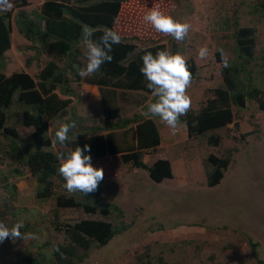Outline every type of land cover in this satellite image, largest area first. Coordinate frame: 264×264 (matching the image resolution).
Returning a JSON list of instances; mask_svg holds the SVG:
<instances>
[{"label": "rangeland", "instance_id": "rangeland-1", "mask_svg": "<svg viewBox=\"0 0 264 264\" xmlns=\"http://www.w3.org/2000/svg\"><path fill=\"white\" fill-rule=\"evenodd\" d=\"M44 1L11 0L12 14L40 12ZM253 1L128 0L121 5L114 30L139 46L165 43L167 50L192 61L196 69L187 93L191 97L190 109L196 110L216 87L223 85L221 53L229 65L238 63L231 36V16L237 11L239 26L255 30V60L245 74L260 88L264 98V16L252 8ZM157 6L176 20L192 25L184 41L158 33L144 21L145 13ZM10 38V48L0 57V72L6 75L26 72L37 77L53 59L40 53L37 45L31 46L13 21ZM205 45L209 56L202 60L198 49ZM78 46L83 54L78 61L83 68L87 63L83 42ZM56 63L64 67L65 59ZM67 78L72 102L63 114L49 121L48 136L53 137L61 123L73 121L77 126L71 129L72 137L91 127L97 132L106 131L98 87L86 83L85 77L75 81L68 74ZM56 91L61 98L67 96L63 85ZM152 99L155 101L153 95L150 102ZM123 105L119 101V107ZM231 109L232 123L192 138L181 119L173 135L158 116L153 118L161 143L146 151L143 160L148 166L157 159L168 161L172 175L160 182L153 181L146 170L122 163L118 156L92 162L94 167L104 169L99 187L100 201L110 205L106 216L87 214L77 208H57L56 197L66 192L61 188H56L51 197H37L40 186L36 177L26 169L23 157L13 151L12 139L0 135V222L9 229L16 223L23 224L21 239L0 243V264H23V257L30 254H40L39 264H56L53 244L66 245V225L80 219L115 225L123 222L124 230L103 246L92 245L77 264H258L251 253V242L256 243L258 256L264 260V111L258 108L256 99H247L242 108L231 105ZM125 111L132 118L138 114L144 117L147 107L144 110L129 104ZM16 122L15 116L9 120V124L15 123L12 127L20 138L27 139L33 128ZM211 133L219 136L218 145L208 142ZM14 143L18 150L25 145L17 140ZM64 148L58 143L50 146L56 154ZM211 154H229L230 163L220 182L209 187L205 160ZM75 193L66 192L73 196ZM115 208L122 210L121 217Z\"/></svg>", "mask_w": 264, "mask_h": 264}, {"label": "trees", "instance_id": "trees-1", "mask_svg": "<svg viewBox=\"0 0 264 264\" xmlns=\"http://www.w3.org/2000/svg\"><path fill=\"white\" fill-rule=\"evenodd\" d=\"M127 1L46 0L42 3L40 12L33 11L32 15L26 11L13 15L11 10L0 13V57H4V53L11 46L12 21L17 31L31 46L37 45L40 53L53 57L37 77H32L26 72H13L10 75L0 72V135L12 139L10 145L13 151L23 157L26 169L36 177L40 186L36 194L39 198L51 197L56 188L68 192L64 188L66 181L58 172L60 161L57 157L77 146L83 148L85 144L90 145L91 151L85 154L91 155V162L106 156H118L122 163L146 170L155 182L172 175L168 161L157 159L148 166L143 160L146 151L161 143V135L153 119L157 116H125L129 104L145 110L150 103L152 90L147 87L148 81L140 71L141 57L148 51L155 55L158 50H167L166 44L161 42L139 46L121 36V42L112 46V61L105 62L98 72L83 79L86 83L98 87L103 127L107 130L97 132L91 127L89 131L81 130L74 137L71 135L73 130H70L64 150L56 154L50 149L55 135L48 136V123L63 114L72 102L69 96L72 91L67 88V75L70 74L75 81L81 80L77 69L82 68L78 58L83 54L79 51L78 44L83 42V28H91L94 32L92 39L98 41L105 30H114L121 5ZM252 8L264 16V0H254ZM232 15L231 36L238 63L227 68L223 66L220 70L223 85L216 87L198 109H190L187 115L179 118L184 122L189 138L205 135L232 123L234 115L231 105L242 108L247 99H256L258 108L264 111V98L261 97L260 88L245 74L249 73V67L255 60V30L251 26H239L237 11H233ZM63 58L65 64L60 67L56 61L59 62ZM187 63L193 76L195 64L188 60ZM0 68H3V64ZM61 85L67 95L64 98L56 91ZM130 93L134 94L130 96ZM119 101L124 103L123 107H119ZM12 116L16 117V123L33 128L27 139L20 138L12 127L15 123L9 124ZM16 140L25 142L23 149L18 150L14 143ZM219 140V136L214 133L208 137V142L213 145H218ZM229 163V154L221 157L212 154L208 156L205 164L209 168L206 170V183L209 187L220 182ZM66 192L56 197L57 208H77L87 214L102 216L110 212V205L100 201V187L89 195L76 192L73 196L67 195ZM115 210L122 216V210ZM123 230V222L115 225L97 219H80L68 224L64 231L68 243L53 244L54 260L56 264H77L86 257L92 245L103 246ZM250 249L257 263L264 264V260L258 256L256 243L251 242ZM41 259L40 254H30L22 260L23 264H39Z\"/></svg>", "mask_w": 264, "mask_h": 264}, {"label": "clouds", "instance_id": "clouds-1", "mask_svg": "<svg viewBox=\"0 0 264 264\" xmlns=\"http://www.w3.org/2000/svg\"><path fill=\"white\" fill-rule=\"evenodd\" d=\"M13 7L11 0H0V11H8ZM144 21L151 25L158 33L172 36L177 42H182L188 36L192 25L188 22L176 20L171 15L163 12L158 6L145 13ZM94 32L85 26L82 30L84 55L87 59L85 67L78 68L81 78L89 77L99 71L102 64L111 62L113 57L112 46L121 42V36L117 31L108 29L103 32L99 40H93ZM209 56L208 47L201 46L198 49V57L206 59ZM222 63L229 67L227 57L221 53ZM141 73L148 81L147 87L152 90L154 102L147 105L144 115L158 116L175 135L179 118L187 115L191 108V97L187 89L191 86L192 73L189 70L187 59L180 53L173 54L169 50H158L155 55L148 51L142 57ZM76 123H61L55 131L53 144L64 145L69 140L71 129L76 128ZM90 145L77 146L66 154H59L60 161L58 172L66 183L64 188L69 193L80 192L89 195L98 190L100 182L104 179V169L96 168L92 164ZM22 223H16L9 229L0 222V243L6 239H21Z\"/></svg>", "mask_w": 264, "mask_h": 264}, {"label": "crops", "instance_id": "crops-1", "mask_svg": "<svg viewBox=\"0 0 264 264\" xmlns=\"http://www.w3.org/2000/svg\"><path fill=\"white\" fill-rule=\"evenodd\" d=\"M97 90H98V89H97ZM98 93H99V90H98ZM99 98H100V94H99ZM89 102H91V101L89 100ZM100 103H101V100H100ZM138 108H141V107L138 106ZM129 114H130V113H127V114H125V115H126L127 117H130ZM138 115H139V114H138ZM148 116H149V115H148ZM145 117H146V116H145ZM150 117H152V116H150ZM152 118H153V117H152ZM106 157H111V156H106Z\"/></svg>", "mask_w": 264, "mask_h": 264}]
</instances>
